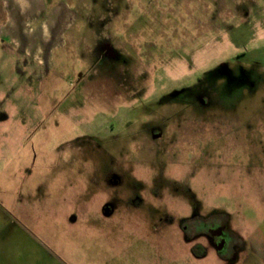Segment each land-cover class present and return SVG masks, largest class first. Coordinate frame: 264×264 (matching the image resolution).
Instances as JSON below:
<instances>
[{
  "label": "rangeland",
  "instance_id": "374dc122",
  "mask_svg": "<svg viewBox=\"0 0 264 264\" xmlns=\"http://www.w3.org/2000/svg\"><path fill=\"white\" fill-rule=\"evenodd\" d=\"M11 2L0 264H264V0Z\"/></svg>",
  "mask_w": 264,
  "mask_h": 264
},
{
  "label": "crops",
  "instance_id": "0c3cea01",
  "mask_svg": "<svg viewBox=\"0 0 264 264\" xmlns=\"http://www.w3.org/2000/svg\"><path fill=\"white\" fill-rule=\"evenodd\" d=\"M11 1H13V0H0V10L3 8V14H4V18H3L4 20H2V22L0 23V36L3 33H5L6 30L8 31V29H10V25L13 22V17L16 14V10L11 5V3H12ZM32 14H33V19L39 21L40 13L38 14V12L35 11ZM52 14H54V13H52ZM77 26H78V24L76 21H74V22H71V21L63 22L62 25H59L58 27H56L53 30V32H51V35L49 34V31H48L47 27L45 26V23L43 24V26H41L40 29L42 32V36L45 37L46 39H48L49 42L46 43L47 51L41 52V50H40V55H36V58H35V60L37 61V64L42 67L36 71V73L39 76L45 75V73L48 71V70H45L47 68L46 62L49 61V58H48L49 55L51 57V53L48 51L52 50L53 48H56L57 45L60 46V45L67 44V42L65 41V37H67V35H69V33H72V31L74 29H78L79 27H77ZM26 56H28V54H26ZM13 74L16 75L15 73H13ZM8 118H9V116L7 114L0 111V122L5 121Z\"/></svg>",
  "mask_w": 264,
  "mask_h": 264
},
{
  "label": "flooded vegetation",
  "instance_id": "af4514ba",
  "mask_svg": "<svg viewBox=\"0 0 264 264\" xmlns=\"http://www.w3.org/2000/svg\"><path fill=\"white\" fill-rule=\"evenodd\" d=\"M101 52L106 56V59H118V60L122 61L123 63L126 62V59H124V57L120 53L119 54L116 53V51H114V49H112L110 51L109 47H101V48L97 47V50H96V55H97L96 61H97V63L100 60V53ZM103 59H104V57L102 58V60ZM222 230L223 229H220V228L212 229V236L216 239L215 244L217 246H219V244L221 245V243L224 242L223 251H225L227 254L229 253V255H226V256H230L231 258H234L236 261L238 259V255H239V251H237V250L239 249L240 242L238 244H233V242H232L233 241L232 239L234 237L233 234H229L227 232L225 233ZM204 232H199V233H197V235L202 234Z\"/></svg>",
  "mask_w": 264,
  "mask_h": 264
}]
</instances>
